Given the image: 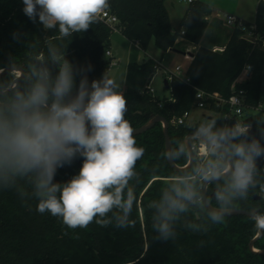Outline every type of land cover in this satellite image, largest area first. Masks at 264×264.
<instances>
[{
  "label": "trees",
  "instance_id": "16d2710c",
  "mask_svg": "<svg viewBox=\"0 0 264 264\" xmlns=\"http://www.w3.org/2000/svg\"><path fill=\"white\" fill-rule=\"evenodd\" d=\"M165 2L108 0L106 8L117 16L116 26L136 48L146 50L155 39L159 47L168 50L179 38L199 46L185 70L188 81L178 79L172 96L160 97L147 91L158 65L152 58L129 62L122 91L127 101L124 119L132 128L143 125L154 113L168 119L175 161L184 166L189 161L186 135L205 125L174 124L173 119L192 110L198 89L217 92L224 99L244 90L247 105H259L264 85V0H258L254 21L243 19L242 26L233 27L223 50L202 43L209 29L207 16L212 14L208 2L195 0L189 4L177 28L172 27ZM23 7L22 0H0V70L13 62L25 67L24 77L15 88L0 95V102L12 104L17 95L29 91L38 80L45 76L54 79L65 60L85 69L90 82L106 74L112 64L107 49L113 29L104 21L97 17L87 31L61 37L58 28L45 30L38 19L35 23L30 20ZM249 31L257 35L256 42L244 37ZM88 66L91 71H87ZM247 66L250 69L241 79ZM16 76V72L3 75L0 90L9 87ZM10 108L0 104L6 116H10ZM207 108L218 114L213 131L225 130L229 123L255 124V132L241 139L256 138L264 145V123L259 125L250 117H226L227 104ZM133 137L136 146L144 148V154L136 162L126 189L135 193L130 217L134 223L127 228H117L115 222L105 227L95 220L87 227L70 228L61 218L37 211L38 202L32 196L35 174L0 171V264H264V253L250 248V241L259 232L250 216L225 215L217 224L210 219L211 210L203 202L204 180L194 175L197 167L212 158L210 154L204 162L196 154L192 168L178 172L168 162L162 122ZM82 162L83 158L77 157L71 165L59 168L54 182H67L78 174ZM223 162L224 171L226 157ZM182 182L191 185L194 198L182 201L184 211L169 212L172 234L167 240L159 239L153 228L160 221L158 209L166 195L175 197L174 187H184ZM253 182L255 186L249 187L244 198L233 199L230 208L264 210V159L256 168ZM229 183L230 174L208 185V197L214 206L220 204L211 196L213 191H225ZM254 247L264 249V235L256 239Z\"/></svg>",
  "mask_w": 264,
  "mask_h": 264
},
{
  "label": "clouds",
  "instance_id": "9594fccd",
  "mask_svg": "<svg viewBox=\"0 0 264 264\" xmlns=\"http://www.w3.org/2000/svg\"><path fill=\"white\" fill-rule=\"evenodd\" d=\"M22 2L30 20L38 19L45 30L58 28L61 37L87 31L108 5V0ZM118 87L106 74L90 82L85 69L65 60L54 79L45 76L16 96L10 116L0 111V171L35 174L32 196L37 211L61 218L70 228L87 227L94 220L105 227L115 222L117 228L134 223L130 217L135 193L126 189L144 148L136 146L133 129L124 119L127 101ZM213 124L198 130L212 158L194 175L201 180L219 179L223 158L233 161L227 189L215 194L220 211L211 210L210 219L217 224L231 211L232 200L244 198L255 186L253 176L258 160L264 159V145L256 138L241 139L244 128L213 131ZM77 157L83 158L78 174L67 182H54L57 170ZM182 183L183 188H173L175 197L166 195L158 209L160 221L153 228L159 239L167 240L172 234L169 212L184 211L182 201L194 198L191 185ZM250 219L255 230L264 232V210L251 209Z\"/></svg>",
  "mask_w": 264,
  "mask_h": 264
},
{
  "label": "rangeland",
  "instance_id": "374dc122",
  "mask_svg": "<svg viewBox=\"0 0 264 264\" xmlns=\"http://www.w3.org/2000/svg\"><path fill=\"white\" fill-rule=\"evenodd\" d=\"M173 1L176 0H166L165 4L170 11V18L172 27L177 28L180 26L181 20L184 16V12L187 9V4L178 2L173 5ZM208 2L212 7V14L208 15L210 25L213 22L218 24L217 32L214 33L218 35L221 40L226 39V37L232 32L234 25L226 23L227 14H234L240 18H245L248 21H254L256 18V9L258 0H204ZM216 19V21H215ZM210 27L207 29V32L204 36V43L210 44ZM209 33V34H208ZM111 44L110 48L112 50L113 56L120 60L119 64H110V68L106 72V75L115 80L118 84V91L122 92L125 88L127 68L131 60H137L138 62H143L148 58H153L158 66L155 75L150 81L148 87L154 89L153 94L155 96L163 97L172 96L174 89L176 87L175 83L178 80V77H182L186 66L189 63V53H193L196 50L197 44L190 42L184 38H179L175 44V47L165 50L164 48L159 47L156 44V40L153 39L146 50L136 48L135 43L126 37L120 30H113L111 35ZM189 55V56H186ZM181 65L183 68L180 72L176 70V67ZM18 73V72H17ZM170 75L171 78H170ZM245 77V72L240 76L241 79ZM165 80L172 83L171 88L165 86ZM171 86V84H170ZM211 115L212 119H209L207 116ZM218 114L214 113L208 108H200L193 106L191 110V116L189 118L190 124H200L201 126H207L213 124L217 119ZM252 118L256 123L261 125L264 122H261L264 119V85L261 90L260 102L256 107H245L243 114L237 116V120H244L246 118ZM197 154L199 140H195ZM198 155V154H197ZM198 160L201 159L198 156Z\"/></svg>",
  "mask_w": 264,
  "mask_h": 264
},
{
  "label": "water",
  "instance_id": "95a60500",
  "mask_svg": "<svg viewBox=\"0 0 264 264\" xmlns=\"http://www.w3.org/2000/svg\"><path fill=\"white\" fill-rule=\"evenodd\" d=\"M193 55L194 54H191V56H193ZM9 72H13V73L18 72V73H17V76L15 77V79L13 80V82L11 83V85L9 87H7L6 89L0 90V95L9 92L10 90H12L13 88H15L17 86L20 79L23 78L25 75V67L23 64H15L13 62L12 64L7 65L6 67H4L3 69L0 70V78ZM165 86L167 88H169L168 80H165ZM0 104L5 105V106H12L13 103L11 104V103L0 102ZM208 117L211 118V115H208ZM157 122H162V125H163V131H164V136H165L166 155H167L169 164L178 172H186V171L190 170L196 161V152H195V149L193 147V144L195 141L194 139L198 138L199 140H201V142L206 144V146H207V140L204 137L200 136L198 131H192V132L188 133L185 137V145H186V148H187L188 153H189V161L186 165L181 166V165L176 163V161H175L176 158H174L173 144H172L171 136L169 133V126L170 125H169L168 119L165 116H163L159 113L152 114V116L149 118V120H147L143 125L136 127V128H132L133 129L132 135L140 134V133L147 131L153 125H155ZM234 129H235L234 125L232 123H229L225 130H234ZM255 130H256V125L252 124L251 128L249 130L245 131L246 132L245 136L253 134L255 132ZM170 155L173 156V159H171V160H169ZM226 158L228 161L227 169L222 171L219 179L204 180L203 185H202L204 205L207 207V209L214 210L217 212L220 211V207H216L210 202L209 197H208V185L214 181L224 179L226 176H228L230 174L231 169L233 168V161L229 157H226ZM261 161H262V159L258 160L257 168L260 167ZM215 194H216V189L213 191L211 196L215 197ZM256 198H259V197L256 196ZM250 210L244 209V208L231 207V211L227 214V216H230V215H247V216H250ZM263 235H264V232L259 231L258 234L250 241V248L251 249H253L254 251H257V252L264 253V249L258 250L254 247V243H255L256 239L260 238Z\"/></svg>",
  "mask_w": 264,
  "mask_h": 264
},
{
  "label": "built area",
  "instance_id": "2783aa9c",
  "mask_svg": "<svg viewBox=\"0 0 264 264\" xmlns=\"http://www.w3.org/2000/svg\"><path fill=\"white\" fill-rule=\"evenodd\" d=\"M178 2H182V3H186L187 5L191 4L192 2H194L195 0H176ZM97 17L99 19H101L102 21H104L108 26H110L113 30H116L118 29V27L116 26V24L118 23V18L115 14L111 13L109 11V8H105L101 13H99L97 15ZM226 23L227 24H232L234 26L236 25H239V26H242V23H243V18H240L234 14H230L228 13L227 14V17H226ZM255 24H253V28H255ZM119 30V29H118ZM184 32V30H183ZM245 38H247L248 40H250L251 42H256L257 41V35L254 34L252 31H249L247 33H245L244 35ZM215 50H223L224 48H214ZM191 55V54H189ZM187 55V56H189ZM107 56L111 57V63L112 64H119V61L118 59H116L111 50L107 49ZM157 64V63H156ZM161 64L159 63L157 65V68L158 66H160ZM182 66L181 65H178L176 67V70L178 72H180L182 70ZM250 69V66H247L246 69L243 71L247 72V70ZM172 75H170V78H171ZM178 79L180 80H183L185 79L186 81H188V79L185 78V72L183 74L182 77H178ZM147 91L152 93L154 92V89L151 88V87H147ZM212 104H215L216 106H222L223 104H227L228 107H229V112L227 113L226 117L228 118H234L236 119L237 116H240L241 114H243V111H244V108L245 107H248L247 103H246V96H245V92L244 90H239V91H235L228 99H224L222 98L219 93L215 92V93H212V92H208V91H205V90H202V89H198L196 91V94H195V100H194V105L193 106H197L200 108H207L208 106H211ZM191 116V110H186L183 112V114H181L180 116L178 117H175L173 119V123L174 124H184V123H187L189 122V118ZM235 129H240V128H244L245 131L249 130L251 128L252 125H245V126H242L238 123H235L233 124ZM228 126V125H227ZM226 126V127H227ZM225 127V129H226ZM203 145L206 146V144H204L203 142H199V146H198V150H197V154L198 156L201 157V162H204V160H206V157L208 156L209 154V150H208V147L206 146L207 150L206 152H203L202 151V147ZM193 147L194 149H196V143L193 144Z\"/></svg>",
  "mask_w": 264,
  "mask_h": 264
},
{
  "label": "crops",
  "instance_id": "0c3cea01",
  "mask_svg": "<svg viewBox=\"0 0 264 264\" xmlns=\"http://www.w3.org/2000/svg\"><path fill=\"white\" fill-rule=\"evenodd\" d=\"M176 3V1H173V5ZM168 11H169V9H168ZM169 14H170V11H169ZM184 14H185V12H184ZM243 19H245V18H243ZM245 20H247V19H245ZM208 21H209V19H208ZM215 21H216V19H215ZM209 27L211 28L210 29V34H213L212 36H210V39H209V41H210V45H212L214 48H224V45H225V43H226V40H227V38L230 36V34L226 37V39H223V40H221V38H219L218 37V35H216V34H214V33H216L217 32V27H218V24L216 23V22H213L212 23V25H210V23H209ZM208 27V28H209ZM209 34V33H208ZM202 43H204V38H203V41H202ZM198 46V45H197ZM199 47V46H198ZM198 47H196V49L198 48ZM110 50H111V48H110ZM195 51L196 50H194V52L193 53H189V54H194L195 53ZM111 52H112V50H111ZM113 54V53H112ZM187 56V55H186ZM190 58H189V62L191 61V59H192V57L193 56H189ZM153 59V58H152ZM189 64V63H188ZM189 66V65H188ZM186 68H187V66H186ZM186 68H185V70H186ZM208 117V116H207ZM209 118V117H208ZM209 119H212V116H211V118H209Z\"/></svg>",
  "mask_w": 264,
  "mask_h": 264
},
{
  "label": "bare ground",
  "instance_id": "6f19581e",
  "mask_svg": "<svg viewBox=\"0 0 264 264\" xmlns=\"http://www.w3.org/2000/svg\"><path fill=\"white\" fill-rule=\"evenodd\" d=\"M206 150H207L206 146L203 145V147H202V151H203V152H206Z\"/></svg>",
  "mask_w": 264,
  "mask_h": 264
},
{
  "label": "flooded vegetation",
  "instance_id": "af4514ba",
  "mask_svg": "<svg viewBox=\"0 0 264 264\" xmlns=\"http://www.w3.org/2000/svg\"><path fill=\"white\" fill-rule=\"evenodd\" d=\"M227 159V158H226ZM227 165H228V161H227ZM226 169H227V167H226Z\"/></svg>",
  "mask_w": 264,
  "mask_h": 264
}]
</instances>
